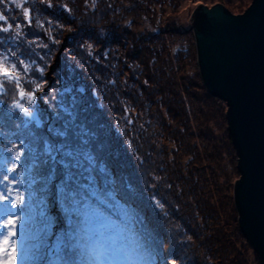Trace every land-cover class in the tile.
Listing matches in <instances>:
<instances>
[{
  "label": "trees",
  "instance_id": "trees-1",
  "mask_svg": "<svg viewBox=\"0 0 264 264\" xmlns=\"http://www.w3.org/2000/svg\"><path fill=\"white\" fill-rule=\"evenodd\" d=\"M5 2L0 13L13 27L0 33V51H15L44 69L45 91L39 96L47 98L49 87L59 88L65 104L77 101L106 160L105 179L114 178L122 194L97 202L89 191L94 181H82L89 208L81 205V212L96 209L109 227L82 217L78 228L70 229L72 213L58 196V178L33 176L32 183L25 161L14 157L17 150L25 152L19 148L25 129L23 118L7 107L16 86L5 84L0 173L12 180L19 176L23 183L16 184L22 196L18 208L11 207L16 192L0 184L9 197L0 202V223L18 217L15 228L0 227V240L15 248L16 264H261L238 227L232 189L239 173L226 105L200 78L193 32L178 14L185 0H23L21 8ZM201 2L222 3L238 13L251 0ZM66 87L78 95L66 93ZM39 107L50 122L47 106ZM111 222L123 230L112 229ZM70 232L75 251L68 256ZM132 236L139 238L140 249L129 244ZM103 244L132 254L94 259L90 251H103Z\"/></svg>",
  "mask_w": 264,
  "mask_h": 264
},
{
  "label": "snow or ice",
  "instance_id": "snow-or-ice-1",
  "mask_svg": "<svg viewBox=\"0 0 264 264\" xmlns=\"http://www.w3.org/2000/svg\"><path fill=\"white\" fill-rule=\"evenodd\" d=\"M15 4L16 8H21L18 0H10ZM0 4H4L7 9L5 0H0ZM51 7V5H49ZM67 11V9H65ZM25 21L31 24V10L24 8ZM7 24V26H5ZM12 24L7 23V17L4 13H0V33H8L12 29ZM41 27L43 25L41 24ZM17 36L20 35L21 24L15 25ZM47 48V45H43ZM91 49L93 46L88 44ZM91 55V52H89ZM43 59V57H40ZM34 73L38 75H34ZM25 77H30L25 80ZM22 82L25 86H21ZM59 83V81H57ZM5 84H15L16 97L8 110L23 118L22 127L25 129L22 143L19 148L24 149L22 154L20 150L15 151L14 157L18 160L25 161L26 171L32 183V177L39 179L54 180L58 178V196L62 199L64 206L69 209L72 215L68 219L70 229L78 228L81 218L85 222H96L101 229H107L109 225L104 224V217L92 208L90 211L81 212L80 206L83 205L88 209L86 200L81 195L86 188V183L82 181H94L93 187L89 189L91 197L97 202H103L107 197H121L122 194L116 189L114 178L105 179V173L108 171L106 160L103 154L97 149L93 133L87 126L86 119L81 118V109L75 99L65 104L61 99L59 88H48L50 95L45 98L39 96L38 93L45 91L46 81L44 80V69L36 64L35 60L31 63L12 51L10 53L0 52V97L5 95ZM30 84L33 87L27 88ZM66 93L78 95L72 88H65ZM3 100H0V104ZM47 106L49 117L42 112L40 104ZM34 125V127H33ZM45 125L46 127H42ZM17 148V145H13ZM27 157V159H25ZM7 173H13L14 168H7ZM94 172L99 174L93 176ZM2 180L0 184L7 183L8 191H15L16 195L12 198L11 207L18 208L22 202V196L16 188V184L23 183L19 176L12 180L9 175L0 173ZM31 186V184H30ZM106 187L107 191H96L97 188ZM47 190V186L40 189L41 192ZM87 195V193H85ZM78 197H80L78 199ZM4 192L0 191V202L7 200ZM43 202V199L42 201ZM155 203V201H154ZM43 215V213H41ZM18 217H8L6 224L0 223V227L7 228L11 226L15 228ZM110 227L118 231H122V226L118 222H111ZM104 236V231L98 233ZM15 233H10V236ZM137 237H129V244L134 249H140L141 245ZM10 245L15 244V240L9 241ZM103 251L97 253L95 249L90 251V255L94 259H102L113 252H118L128 259L132 254L130 250L113 249L110 245L103 244ZM64 250L68 256L73 255L75 249L71 244V232L69 233V243L65 245ZM11 257V259H8ZM0 264H16V251L14 247H6L4 242L0 240Z\"/></svg>",
  "mask_w": 264,
  "mask_h": 264
},
{
  "label": "water",
  "instance_id": "water-1",
  "mask_svg": "<svg viewBox=\"0 0 264 264\" xmlns=\"http://www.w3.org/2000/svg\"><path fill=\"white\" fill-rule=\"evenodd\" d=\"M189 29L202 83L226 105L239 173L232 189L238 227L264 264V0L240 13L198 4Z\"/></svg>",
  "mask_w": 264,
  "mask_h": 264
},
{
  "label": "rangeland",
  "instance_id": "rangeland-1",
  "mask_svg": "<svg viewBox=\"0 0 264 264\" xmlns=\"http://www.w3.org/2000/svg\"><path fill=\"white\" fill-rule=\"evenodd\" d=\"M22 1L23 0H18V2H20V3H22ZM201 1L202 0H185V2L182 5L183 6L182 9L178 12L179 18H180V22L182 24L190 26V23H191V11L194 8L193 4L195 3L197 5L198 3H202ZM195 4H194V6H195ZM208 6H210V5H208ZM22 7H23V5H22ZM233 13H235V12H233ZM238 13H240V12H238ZM6 51H8V50H6ZM6 51H4V53L7 54L8 52H6Z\"/></svg>",
  "mask_w": 264,
  "mask_h": 264
}]
</instances>
